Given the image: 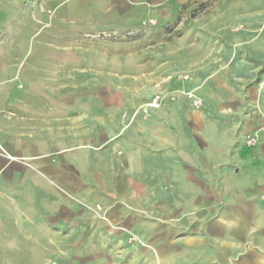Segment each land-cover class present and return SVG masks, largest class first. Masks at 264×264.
<instances>
[{"label":"crops","instance_id":"0c3cea01","mask_svg":"<svg viewBox=\"0 0 264 264\" xmlns=\"http://www.w3.org/2000/svg\"><path fill=\"white\" fill-rule=\"evenodd\" d=\"M136 4L141 19L162 8L0 0V264H49L56 241L70 264L72 240L100 241L71 232L65 196L92 193L157 210L134 224L159 264H264V90L241 83L264 64V7L213 10L218 45L194 41L193 29L152 43ZM236 21L263 27L244 33L246 61L233 56ZM132 264L156 261L139 250Z\"/></svg>","mask_w":264,"mask_h":264},{"label":"rangeland","instance_id":"374dc122","mask_svg":"<svg viewBox=\"0 0 264 264\" xmlns=\"http://www.w3.org/2000/svg\"><path fill=\"white\" fill-rule=\"evenodd\" d=\"M239 7L262 9L264 0H162V8H153L151 17L142 19L139 18L141 8L137 7L136 4L133 9L135 12L134 22L135 25H141L145 28L149 26L155 28V31L150 34L152 43L162 41L163 35H167L166 41L175 40L178 34L186 35L189 32L188 30L193 29L194 41L200 43L207 41L220 45L224 43L222 33L208 32V22L212 19L213 10H232L234 8L239 9ZM192 14H195L196 18L192 19ZM233 19L234 17H231L230 20L233 21ZM218 20L222 23L223 16L218 17ZM262 29L261 26L254 32L248 30L244 22L236 21L232 23L229 32L231 35L236 36L234 39L236 54L234 51L233 56H237L240 61L245 60L246 55L240 51L241 49L239 50L240 43L244 42L243 44H245L248 42L244 33L252 31L261 34ZM252 68L248 78L241 82L245 84L243 86L244 91L264 90V64L254 65ZM240 72L241 75L244 74L243 70H240ZM195 100H197L199 108L201 103L198 99ZM261 130L264 132V126ZM257 140L258 138L255 135L247 137L246 144L254 146ZM65 196L75 206L70 212L71 232H78L81 227V230L88 234L95 232L102 234L100 241L88 237V240L85 241V247L81 249H79V243L83 245L84 242L72 240L70 264H132L134 253L139 250L149 251L156 264H159L154 242L143 240L135 233L136 228L139 227V231L145 226L134 224L135 218L154 217L156 209L155 211L151 209H128L120 202L125 201L123 198L111 199L99 195L95 197L93 193L89 194L90 197L86 201L73 194H65ZM169 196V193H164L161 199H174V197L170 198ZM111 212H114L115 215L111 216ZM83 218H85V223L79 226V221ZM62 243V241H56V246L60 249L56 250V255L49 260V264H66L67 261L66 259L64 261L62 256Z\"/></svg>","mask_w":264,"mask_h":264},{"label":"built area","instance_id":"2783aa9c","mask_svg":"<svg viewBox=\"0 0 264 264\" xmlns=\"http://www.w3.org/2000/svg\"><path fill=\"white\" fill-rule=\"evenodd\" d=\"M187 97L189 99H192V105H193V107L194 108H198V102H197V100H195V98L193 97V95L189 93V94H187ZM161 101H162V97L156 96V97H154V99L152 100V102L150 104H148V107H150V108H158L159 105H160V103H161Z\"/></svg>","mask_w":264,"mask_h":264}]
</instances>
